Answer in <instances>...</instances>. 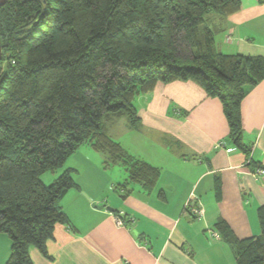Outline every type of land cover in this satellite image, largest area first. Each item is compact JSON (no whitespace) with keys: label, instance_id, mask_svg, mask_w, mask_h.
Listing matches in <instances>:
<instances>
[{"label":"trees","instance_id":"obj_1","mask_svg":"<svg viewBox=\"0 0 264 264\" xmlns=\"http://www.w3.org/2000/svg\"><path fill=\"white\" fill-rule=\"evenodd\" d=\"M240 0H8L0 8V234L11 240L6 264L47 256L57 224H69L60 202L78 187L73 169L52 184L80 147L106 155V168L130 164L131 182L153 188L158 169L130 161L107 133L105 117L139 122L136 99L158 83L193 81L219 99L229 139L244 151L245 87L264 80V58L219 52L206 15L228 17ZM216 13V14H212ZM109 117L108 120L112 118ZM261 233L237 238L216 225L236 264H264Z\"/></svg>","mask_w":264,"mask_h":264},{"label":"crops","instance_id":"obj_2","mask_svg":"<svg viewBox=\"0 0 264 264\" xmlns=\"http://www.w3.org/2000/svg\"><path fill=\"white\" fill-rule=\"evenodd\" d=\"M240 1L237 13L215 15L219 52L264 58V0ZM245 90L247 151L229 139L222 102L197 83H158L152 93L139 96L137 126L118 118L122 122L114 123L115 129H106L130 161L159 170L156 185L131 182L129 162L106 168L105 154L80 147L70 156L80 162L78 187L60 202L70 223L56 225L47 256L31 247L33 264H236L232 247L212 232L223 220L239 239L261 233L264 176L253 172L264 168V80ZM83 192L114 213L93 208ZM191 200L201 202L203 217L191 214ZM121 213L124 226L116 223ZM10 254L11 240L0 234V264Z\"/></svg>","mask_w":264,"mask_h":264},{"label":"rangeland","instance_id":"obj_3","mask_svg":"<svg viewBox=\"0 0 264 264\" xmlns=\"http://www.w3.org/2000/svg\"><path fill=\"white\" fill-rule=\"evenodd\" d=\"M212 14H216V13H212ZM214 18L215 15H211L210 13L206 15V20L207 23L209 25V27L214 30V28L218 27V24L216 22H214ZM219 35V34H218ZM217 36V34H216ZM111 117V116H109ZM109 117H105L104 118V124L106 126V128L110 129V128H114V123L115 124H119V121L122 122V120L116 118V117H111L112 120L111 122L108 121ZM80 169V162L79 161H75L73 158H69L67 160V162L65 163V165H63L61 168H59L56 172L52 173V172H46L44 175H42V180L44 183L50 185L52 184L59 176H61L65 171L69 170V169H73L74 171H72V177L76 180L78 174L76 172V168ZM80 174V173H79ZM83 174V173H82ZM84 193V192H83ZM88 196V194H86ZM89 197V196H88ZM90 198V197H89ZM87 199V198H86ZM88 200V199H87Z\"/></svg>","mask_w":264,"mask_h":264},{"label":"built area","instance_id":"obj_4","mask_svg":"<svg viewBox=\"0 0 264 264\" xmlns=\"http://www.w3.org/2000/svg\"><path fill=\"white\" fill-rule=\"evenodd\" d=\"M228 41H230V38H228ZM220 146H223L222 144ZM224 147V146H223ZM254 176H264V168L258 167L254 170L253 172ZM190 208V212L192 215L196 216V217H203L204 215V209L202 207L201 202H198V200H191L188 205ZM130 222H133V219H129ZM116 223L118 226H124L126 224V220H125V216L123 213L118 214L116 217ZM212 236L214 239H220V235L217 232H212Z\"/></svg>","mask_w":264,"mask_h":264},{"label":"water","instance_id":"obj_5","mask_svg":"<svg viewBox=\"0 0 264 264\" xmlns=\"http://www.w3.org/2000/svg\"><path fill=\"white\" fill-rule=\"evenodd\" d=\"M8 2V0H0V8L5 6L6 3ZM2 60V45H1V42H0V62ZM83 196H85L88 201L90 203H92V200L86 195V193H82ZM92 207L95 208V209H98V210H103V209H107L108 211L114 213V208L110 207V206H107V205H97V204H94L92 203Z\"/></svg>","mask_w":264,"mask_h":264}]
</instances>
